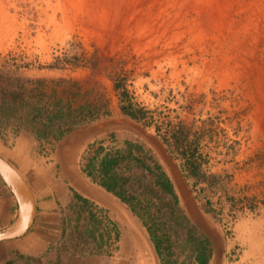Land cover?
<instances>
[{
  "label": "rangeland",
  "instance_id": "1",
  "mask_svg": "<svg viewBox=\"0 0 264 264\" xmlns=\"http://www.w3.org/2000/svg\"><path fill=\"white\" fill-rule=\"evenodd\" d=\"M117 83L155 119L189 128L204 162L198 184L153 127L121 113ZM13 93L23 100L10 101ZM32 93L97 111L86 123L100 120L106 131L87 147L83 165L102 149L95 163L110 151H128L162 167L176 199L155 198L151 177L127 163L132 174L146 175V224L161 227L164 254H194L206 233L216 237L224 264H264V0H0L5 143L24 133L36 137L25 105ZM112 207L120 230L109 210L90 202L69 229L71 254L98 255L99 242L133 233L151 243L126 205L115 199Z\"/></svg>",
  "mask_w": 264,
  "mask_h": 264
},
{
  "label": "crops",
  "instance_id": "2",
  "mask_svg": "<svg viewBox=\"0 0 264 264\" xmlns=\"http://www.w3.org/2000/svg\"><path fill=\"white\" fill-rule=\"evenodd\" d=\"M105 131L102 121L97 120L76 126L58 140L38 139L27 133L9 138L7 143L0 138V157L29 189L35 210L33 223L23 236L0 243V264H224V254L216 237L206 233L207 240L196 242L199 249L189 254L192 257L184 253L175 259L160 248L155 262L153 244L146 241L143 234L135 233L128 239L123 235L122 241L104 239L98 243V255L71 254L67 249L69 229L84 211L88 214L90 202L109 210L108 217L120 230L118 223H114L119 221L112 207L116 198L108 197L109 193L83 172L85 150L101 140ZM100 196L103 201L96 198ZM75 209L81 211L79 215H73ZM17 214V201L0 177V234L13 225ZM71 215L73 221H70ZM184 215L190 228L197 230L190 212Z\"/></svg>",
  "mask_w": 264,
  "mask_h": 264
},
{
  "label": "trees",
  "instance_id": "3",
  "mask_svg": "<svg viewBox=\"0 0 264 264\" xmlns=\"http://www.w3.org/2000/svg\"><path fill=\"white\" fill-rule=\"evenodd\" d=\"M114 91L118 97L121 113L147 128L153 127L155 134L162 140L169 153L181 161L182 172L187 178L197 180L194 186L198 184L199 180L204 177V174H201L204 162L202 155L197 153V138L190 139L189 128L180 123L172 126L164 120L155 119L153 112L133 102V98L123 89L121 83L114 85ZM9 96L10 101L13 102L23 100L22 95L17 93ZM50 99L52 96L48 98L47 102H44V96L32 93L28 96V100H33V103L25 102V105L30 107L27 124L36 130L35 134L38 139L58 140L70 133L76 126L94 120L97 115L96 110L82 106L73 110L69 105H63L62 101L50 102ZM49 108H51L50 111ZM101 151L102 149H98L96 154L84 165L83 172L92 179L93 183L126 205L134 216L142 220L149 240L154 245L156 253L160 255V248L167 240L161 227L158 225L150 227L146 224L151 201H146L147 193L143 186V179L146 178L145 174L151 177L155 187V198L168 195L176 199L167 175L162 167L152 159H149L152 166L146 165L128 151H110L104 154L98 163H95L97 155ZM129 161L135 162L136 167L141 168L145 174H132L127 164ZM146 187L149 188L148 183ZM190 230L192 229L190 228ZM192 236L189 231L188 240H192Z\"/></svg>",
  "mask_w": 264,
  "mask_h": 264
},
{
  "label": "water",
  "instance_id": "4",
  "mask_svg": "<svg viewBox=\"0 0 264 264\" xmlns=\"http://www.w3.org/2000/svg\"><path fill=\"white\" fill-rule=\"evenodd\" d=\"M0 177L8 186L18 205V214L13 225L0 234V243L23 236L34 219V204L31 193L19 175L0 157Z\"/></svg>",
  "mask_w": 264,
  "mask_h": 264
},
{
  "label": "bare ground",
  "instance_id": "5",
  "mask_svg": "<svg viewBox=\"0 0 264 264\" xmlns=\"http://www.w3.org/2000/svg\"><path fill=\"white\" fill-rule=\"evenodd\" d=\"M75 1V0H74ZM185 200V199H184ZM187 201L185 200V203H186ZM187 204V203H186ZM188 206V205H187Z\"/></svg>",
  "mask_w": 264,
  "mask_h": 264
}]
</instances>
